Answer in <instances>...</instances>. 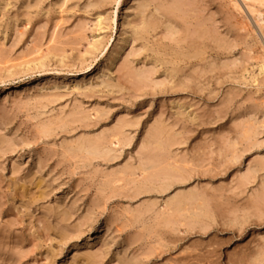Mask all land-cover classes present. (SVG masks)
Returning <instances> with one entry per match:
<instances>
[{"label": "rangeland", "instance_id": "rangeland-1", "mask_svg": "<svg viewBox=\"0 0 264 264\" xmlns=\"http://www.w3.org/2000/svg\"><path fill=\"white\" fill-rule=\"evenodd\" d=\"M0 264H264V0H0Z\"/></svg>", "mask_w": 264, "mask_h": 264}, {"label": "bare ground", "instance_id": "bare-ground-1", "mask_svg": "<svg viewBox=\"0 0 264 264\" xmlns=\"http://www.w3.org/2000/svg\"><path fill=\"white\" fill-rule=\"evenodd\" d=\"M95 146V145H94ZM92 151V150H91ZM152 169V168H151ZM178 205H180V203H178Z\"/></svg>", "mask_w": 264, "mask_h": 264}]
</instances>
